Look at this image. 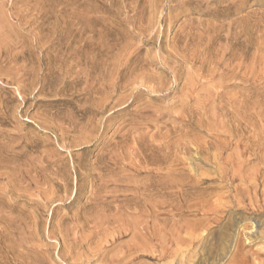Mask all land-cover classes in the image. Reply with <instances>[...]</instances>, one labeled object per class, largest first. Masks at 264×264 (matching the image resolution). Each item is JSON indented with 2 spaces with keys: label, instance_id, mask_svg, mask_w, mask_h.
Here are the masks:
<instances>
[{
  "label": "rangeland",
  "instance_id": "374dc122",
  "mask_svg": "<svg viewBox=\"0 0 264 264\" xmlns=\"http://www.w3.org/2000/svg\"><path fill=\"white\" fill-rule=\"evenodd\" d=\"M0 264H264V0H0Z\"/></svg>",
  "mask_w": 264,
  "mask_h": 264
}]
</instances>
